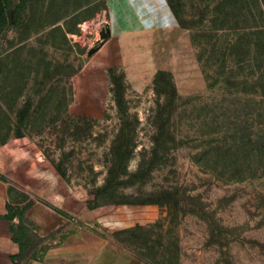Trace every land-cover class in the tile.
<instances>
[{"label": "rangeland", "instance_id": "rangeland-1", "mask_svg": "<svg viewBox=\"0 0 264 264\" xmlns=\"http://www.w3.org/2000/svg\"><path fill=\"white\" fill-rule=\"evenodd\" d=\"M167 4L128 32L109 0L26 2L0 35V178L129 264H264V0ZM25 226L38 260L57 234Z\"/></svg>", "mask_w": 264, "mask_h": 264}, {"label": "crops", "instance_id": "crops-1", "mask_svg": "<svg viewBox=\"0 0 264 264\" xmlns=\"http://www.w3.org/2000/svg\"><path fill=\"white\" fill-rule=\"evenodd\" d=\"M109 8L113 17L117 16L126 31L134 32L152 26L158 14L164 22L169 21L173 14L167 0H109ZM175 19V18H174ZM12 190L9 184L0 178V264H129L127 259L115 255L112 248L105 246L93 235L79 232H60L65 219L58 210L42 204L18 207L11 202ZM21 205H24L21 204ZM15 216L8 220V207ZM18 207V208H17ZM22 216L24 225L33 224L40 228V237H55L45 241L38 248L40 257L32 259L27 246V256L14 259L20 252V245L15 240L17 225ZM60 233H57V232ZM28 237V235H27ZM19 238V237H18ZM28 239V238H27ZM25 241V239H24ZM47 243V244H46ZM34 248V249H35Z\"/></svg>", "mask_w": 264, "mask_h": 264}, {"label": "trees", "instance_id": "trees-1", "mask_svg": "<svg viewBox=\"0 0 264 264\" xmlns=\"http://www.w3.org/2000/svg\"><path fill=\"white\" fill-rule=\"evenodd\" d=\"M28 0H0V35L18 19V11L24 7ZM114 102L119 111L124 110V102L122 94L119 90L115 91ZM9 213L5 215L8 220H12L15 214L8 207ZM20 221L17 225V234H15V240L20 245V252L14 259H20L27 256V235L28 229L22 221V216L19 217ZM19 237V238H18ZM25 239V241H24Z\"/></svg>", "mask_w": 264, "mask_h": 264}, {"label": "water", "instance_id": "water-1", "mask_svg": "<svg viewBox=\"0 0 264 264\" xmlns=\"http://www.w3.org/2000/svg\"><path fill=\"white\" fill-rule=\"evenodd\" d=\"M110 35H111V31H110V28L109 27H107L105 31L101 32V38L103 40H106ZM94 52H95V50H91L89 52V55H91Z\"/></svg>", "mask_w": 264, "mask_h": 264}]
</instances>
